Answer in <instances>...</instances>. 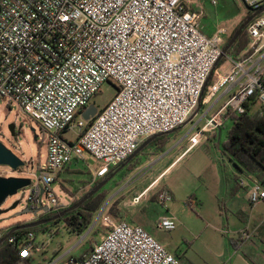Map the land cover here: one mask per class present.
Returning <instances> with one entry per match:
<instances>
[{
	"label": "built area",
	"instance_id": "2783aa9c",
	"mask_svg": "<svg viewBox=\"0 0 264 264\" xmlns=\"http://www.w3.org/2000/svg\"><path fill=\"white\" fill-rule=\"evenodd\" d=\"M242 1L251 11L264 6V0ZM210 3L217 6L216 0ZM202 17L192 0H0V101L16 104L49 132L41 139L46 159L37 177L53 203L48 213L64 208L48 188L56 172L90 155L98 162L93 178L104 177L144 140L183 127L205 89L209 102L228 86L237 87L202 127L189 130L184 153L197 147L204 134L217 131L226 110L242 115L252 102L264 106V67L251 62L264 48V13L247 25L252 53L242 60L224 55L229 68L204 91L222 58L226 30L206 35ZM104 83L114 87L112 98L84 121L82 112ZM77 116L79 134L68 141L63 133ZM247 179L249 204L264 202V189ZM30 187L26 206L44 208L40 187ZM156 201L166 206L170 191L161 188ZM98 220L105 229L100 241L63 264H179L142 226L115 220L105 208ZM157 228L172 231L176 224L165 217ZM8 241L23 260L39 250L32 233Z\"/></svg>",
	"mask_w": 264,
	"mask_h": 264
},
{
	"label": "rangeland",
	"instance_id": "374dc122",
	"mask_svg": "<svg viewBox=\"0 0 264 264\" xmlns=\"http://www.w3.org/2000/svg\"><path fill=\"white\" fill-rule=\"evenodd\" d=\"M192 1L203 11L201 19L203 33L209 35L217 29H225L223 42L249 12L242 0H216L217 6L215 7L211 5L210 0ZM193 9L198 8L193 6ZM245 38L249 44L248 36L245 35ZM248 46L247 51L252 53V50H248ZM263 51L264 49L256 56ZM228 68V63L223 58L213 74L211 83L216 79L218 73L225 72ZM114 91L112 84L104 83L100 92L90 100L89 105H93L99 110L112 98ZM214 98L208 104L201 105L189 123L177 131L167 134L166 138L169 140V144L165 146V159L173 152V150L170 151L173 146H175L174 150L186 146L187 137L185 135L195 124L198 128L202 127L206 119L224 105L223 99L216 101ZM259 107L260 105L256 104L252 112L258 110ZM196 110L197 107L193 113ZM78 121L79 117L77 116L71 127L63 133L66 140H76L79 134L76 127ZM11 124L15 127V137H12L9 131ZM196 127L193 131H196ZM227 131L225 128L222 129L216 140H214L215 132L204 134L201 143L186 157L180 159L176 163L178 165L171 172L164 174L166 176L162 185H168L174 192V199L171 202L166 206H161L155 201H151L150 198L153 195L154 198L157 197L160 191V188L156 187L145 197L139 199L138 203H135L136 207L130 209L129 217H124L122 220L142 226L155 239L164 243L167 249L177 254L181 264H264V202L255 206L249 204V180L240 178L244 180V184L238 190L237 200L231 203L225 199L221 206L222 208L225 206V210H220L214 200L215 190H212V185L217 174L220 153L223 150L221 143L226 140ZM48 134L49 132L45 131L38 121L23 114L16 104L0 101V142L24 162V166L17 171L0 166V176L29 178L34 187H40V193L43 194L42 205L52 209L53 203L44 195L43 186L37 180L39 170L44 166L46 159V145L41 139H46ZM34 135L37 136L36 140L33 139ZM151 162L145 164L140 170L130 173L110 196L121 187L122 191L107 201L109 196L102 203L100 209L105 206L106 212L115 220H119L108 212V208L115 204L114 202L120 194H122V198L130 195L135 198L147 188L149 185L148 167ZM162 162L159 163V166ZM221 165L227 171L236 174V170L227 158H222ZM97 166L98 162L90 155H86L83 162L70 166L69 171L72 174L63 173L58 179L56 178V181L48 186L56 196V202L64 207L71 200L74 202L87 192L89 186L78 185V189H75L76 187L64 182L63 179L71 180L74 183L89 181L90 172H93ZM56 173L58 174V172ZM59 183L64 187V192ZM31 189V187H27L20 190L17 194L8 197L0 206V236L10 230L11 223L5 219L26 208V200ZM22 193H24V198L20 201ZM193 196L200 201V206H195ZM17 201L19 204L16 208L10 209ZM118 205L119 203L115 205V208L120 210ZM167 207H170V215L175 219L176 228L170 232L159 231L153 226L158 217L166 212ZM98 213L99 211L94 219V221L97 219L95 224L82 234L70 232L62 222L47 225L45 232H36L34 243L39 247V250L32 251L33 261L31 264H47L49 262L63 264L72 256L76 257L84 251H88L93 244L100 241L105 231L98 220ZM32 218L30 214H26L19 219L28 221ZM245 227L249 233L253 234V237L241 248L239 247L240 249L235 250L232 241L238 242V233Z\"/></svg>",
	"mask_w": 264,
	"mask_h": 264
},
{
	"label": "trees",
	"instance_id": "16d2710c",
	"mask_svg": "<svg viewBox=\"0 0 264 264\" xmlns=\"http://www.w3.org/2000/svg\"><path fill=\"white\" fill-rule=\"evenodd\" d=\"M250 15V13L246 14L244 18L239 22V24L234 28L232 33L223 43L222 49L231 40L240 24H242ZM245 35H247V26L242 30L239 37L227 51V56L242 60L247 58L251 54L250 51L244 52L248 46ZM237 56H239V58H237ZM223 58L224 57H222V59ZM222 59L219 60L216 66H218ZM205 93L206 89L203 92L200 104L205 96ZM224 128L228 131L226 140L221 143L223 150L220 154L222 158L226 157L236 170V174L232 173L230 176H227L224 174L222 167L219 166L220 172L222 173L225 181L228 183H232L235 189H237L241 188V186L239 185L240 178H253L264 189V106L260 105L259 109L254 112L250 111V108L248 106L246 108V112L242 115L236 114L230 110H226L221 115V125L214 135V140L218 139L221 130ZM65 132L66 131H64V133ZM166 136L167 135L164 134L158 138H155L149 145L157 144L161 141V143L158 144L156 150L160 152L165 151V146L168 143ZM141 153L142 151L139 152L131 161L126 163L122 168L121 166L123 165V163L116 168L109 170V172L102 178L93 180L92 172H90L91 177L89 181L74 183L71 180H63L64 182H67L70 185L76 187L75 189H78V185L89 186L90 188L80 198L61 209V212L76 204L102 180L110 178L98 192H96L92 197L82 203L77 209L67 213L61 220L41 225L32 229L13 232L3 243L0 244V264H30L28 263V259H21L18 256L17 250L15 249L14 245L9 243L8 240L12 236H16L18 238V236L27 233L35 234L38 231L44 232L47 229L45 228L47 225H52L57 222H62L65 226L68 227L70 232L82 234L83 232L87 231L92 225L102 203L111 195L115 188L119 187L126 180L130 173L135 171L140 166L141 163L138 160V157L139 155H141ZM73 164H76V162H71L62 170H64V172L68 174H72V172L69 171V168ZM117 169H119L118 172L114 174ZM59 185L61 189L65 191L64 187L60 183ZM122 197L123 196L121 195L116 198L114 202L115 204L108 208V212L119 218V221H122L125 216L120 210H117L115 208V205L119 203V200ZM150 200L156 202V196L154 198L153 195ZM55 215H57V213L46 212L42 213L40 217L41 219H50ZM3 237L4 235L0 236V239ZM80 256L81 254L77 257Z\"/></svg>",
	"mask_w": 264,
	"mask_h": 264
},
{
	"label": "crops",
	"instance_id": "0c3cea01",
	"mask_svg": "<svg viewBox=\"0 0 264 264\" xmlns=\"http://www.w3.org/2000/svg\"><path fill=\"white\" fill-rule=\"evenodd\" d=\"M203 29V27H202ZM214 33V32H213ZM211 33V34H213ZM209 34V35H211ZM264 49V48H263ZM244 52H247V49L244 51ZM264 52V51H263ZM261 53L260 55L256 56V54L260 53H256L252 59H251V62L252 63H258L260 66L264 67V53ZM217 69V66H215L211 76H210V79H209V82L207 83L208 85L211 84V80H212V77H213V74L215 73V70ZM223 73V72H222ZM218 74H221V73H218ZM215 81V80H214ZM213 81V82H214ZM212 82V83H213ZM236 85H230L228 86L226 89L220 91L217 96L215 97L216 98V101L220 100V99H223L224 100V103L226 102L227 98L229 97V95L231 93H233L235 90H236ZM214 98V99H215ZM211 101V100H210ZM209 101V102H210ZM209 102H206L205 99L203 98L202 99V102H201V105H204V104H208ZM255 102H253L251 105H249V108H250V111L253 110V107L257 104H254ZM201 108V107H200ZM189 132V131H188ZM216 133V132H215ZM188 134V133H187ZM187 134L185 135V137H187ZM167 135V134H166ZM184 137V138H185ZM168 140V139H167ZM145 141V140H144ZM143 141V142H144ZM208 141V140H207ZM151 143V142H150ZM149 143V144H150ZM161 143L158 142L157 144H152V145H147L143 150H142V153L141 155H139L138 157V160L140 161V166L136 169L137 171L140 170L145 164H147L148 162L152 161L151 164H149L150 166L148 167L149 169V175H148V182H149V185L147 186V188L144 190H148V192H150L152 189L156 188V187H159V188H166L170 191L171 195H172V200L174 199V192L171 190V188L166 185V184H163L162 185V182L164 180V174H168L169 172L172 171V169H174L178 164H176L180 159H183L184 157H186L192 150H194V148L187 152V153H184L185 151V148L187 146H184L182 148H179L177 150H174L175 149V146H173L171 148L170 151L173 150V152L171 153L170 156H168V158L165 159V151L163 152H160V151H157L156 148L158 147V144ZM169 144V140H168V143L167 145ZM226 158V157H225ZM162 162V164H160L159 166V163ZM73 162H76V161H73ZM219 164L217 166V174H216V177L214 179V183L212 185V190H215L214 193H213V196H214V200L216 201V204L218 206V208L220 210L224 209L225 210V206L224 208H222V204L223 202L225 201V199H227L229 202H233L234 200H237L236 197H237V193H238V190L241 189V188H237L235 189L234 185L232 183H228L225 181L222 173L220 172V167H222L223 169V172L225 175L227 176H230L232 174V172L230 171H227L223 165H221L222 163V157H220L219 159ZM80 162H76V164H78ZM230 163V162H229ZM176 164V165H175ZM231 164V163H230ZM175 165V166H174ZM233 167V166H232ZM234 168V167H233ZM235 169V168H234ZM63 173H66L64 172V170L58 172L57 174V179L59 178V176ZM68 174V173H67ZM92 177H93V172H92ZM66 178H69V177H66ZM64 181L65 180H68V179H63ZM94 180V178H93ZM156 182V183H155ZM61 188V187H60ZM63 191V190H62ZM122 191L121 190H117L115 193V195L119 194L120 192ZM64 192V191H63ZM146 193V194H147ZM112 194V195H113ZM145 194V196H146ZM122 194H120L119 196H121ZM118 196V197H119ZM144 196V197H145ZM194 199V204L195 206H200V201L198 199H196V197H192ZM132 196H124V198L120 199L119 200V205L118 207L120 208V210L123 212L124 216L125 217H129V213H130V209H132L133 207H136L135 204H133L132 202ZM73 201L71 200L70 203L68 205H70ZM157 203V201H156ZM158 204V203H157ZM67 205V206H68ZM66 207V206H64ZM170 207L166 208V212L162 215H160L158 217V219L156 220V224L153 226V227H156L157 230L159 231H164L162 229H158L157 228V224L158 222L165 218V217H170V218H173L171 215H170ZM175 221V219H174ZM130 224H133V223H130ZM137 225V224H136ZM152 229V228H150ZM147 231V230H146ZM45 232V231H44ZM148 232V231H147ZM170 232V231H168ZM149 233V232H148ZM150 234V233H149ZM34 235V234H33ZM251 237H253V234L252 233H249V231L247 230V228L245 227L244 229H242L239 233H238V242H234L232 241V245L234 246L233 248L235 250L237 249H240L241 246H243L244 244L247 243V241H250L251 240ZM36 240V236L34 235V242ZM164 247L165 249L172 255L176 256L178 259H179V264H181L180 262V257L171 252L169 249L166 248V246L164 245V243H162L161 241H159ZM240 247V248H239ZM34 251V250H33ZM87 252V251H84V253ZM83 254V253H82ZM81 254V255H82ZM32 253H31V256L30 258L28 259V263L31 264V262L33 261V257H32ZM79 256V255H78ZM75 257V256H74ZM77 257V256H76Z\"/></svg>",
	"mask_w": 264,
	"mask_h": 264
},
{
	"label": "water",
	"instance_id": "95a60500",
	"mask_svg": "<svg viewBox=\"0 0 264 264\" xmlns=\"http://www.w3.org/2000/svg\"><path fill=\"white\" fill-rule=\"evenodd\" d=\"M249 12H251V15L242 23L240 24V26L238 27V29L236 30V32L234 33L233 37L231 38V40L227 43V45L222 49V56L226 55L227 51L231 48V46L233 45V43L235 42V40L239 37V35L241 34L242 30L250 23L251 20H253L255 17L261 15L264 13V6L260 9H257L255 11H251L248 10ZM213 70L210 72L205 86L203 88V91L207 85V83L209 82L210 76L212 74ZM201 104L199 103L197 105V110L190 116V118L185 122L184 125H186L187 123H189L192 118L196 115L197 111L200 109ZM97 108L93 105H88L87 108L82 112L81 117L84 121H90V119L94 118L95 115L97 114ZM179 128H176L175 130L168 132L169 133H173L175 131H177ZM9 131L12 137H15V127L13 124H11L9 126ZM33 131V130H32ZM164 134H156L154 136L149 137L148 139H146L144 142H142L139 147L136 149V151L129 156L125 162H123V165L121 166V168L128 163L129 161H131L139 152H141L150 142H152L155 138H158L160 136H162ZM33 139L36 140L37 136L34 135ZM0 166L2 167H7L13 171H17L20 168H22L24 166V162L21 160V158H19L17 155H15L10 149H8L5 145H3L0 142ZM120 169V168H119ZM117 169L114 174H116L118 172ZM113 174V175H114ZM108 179H104L102 180L98 185H96L94 188H92L82 199H80L76 204H74L73 206L67 208L66 210L60 212L59 214L55 215L54 217L50 218V219H43V220H39L36 222H31L33 219L37 218L40 214V212H44L46 213L48 211L47 207H44L42 209L38 208L36 210L31 209L29 206H26V208H24L21 211H18L12 215H10L7 219H5V221H9L10 224V230L4 235L3 238L0 239V244L3 243L8 236H10L13 232L15 231H19V230H27V229H32L41 225H45L48 224L50 222L53 221H58L61 220L65 214L74 211L75 209H77L82 203H84L86 200H88L90 197H92L96 192H98L109 180ZM32 185V181L29 178H22V177H2L0 176V206L5 202V200L10 197L13 196L15 194H17V192L19 190H22L24 188L30 187ZM121 188H119V190H121ZM118 190V191H119ZM115 194H113L112 196H110L108 200H110L112 197H114ZM19 204V201L15 202L10 209H14L16 208V206ZM103 208H105V206H103ZM102 209V208H101ZM26 214H30L33 218L25 221V220H20L19 218L23 217ZM97 220V219H96ZM96 220L93 222L92 226L95 224ZM23 223V224H21ZM21 224V225H19Z\"/></svg>",
	"mask_w": 264,
	"mask_h": 264
},
{
	"label": "flooded vegetation",
	"instance_id": "af4514ba",
	"mask_svg": "<svg viewBox=\"0 0 264 264\" xmlns=\"http://www.w3.org/2000/svg\"><path fill=\"white\" fill-rule=\"evenodd\" d=\"M248 13L251 14V12H248ZM60 212H61V210L58 211L57 214H59ZM40 215H41V214H40ZM40 215H39L37 218L33 219L31 222H36V221H39V220H43V219H41ZM65 215H66V214H65ZM65 215H64V216H65ZM53 222H55V221H53ZM50 223H51V222H50ZM21 224H23V223H21ZM21 224H19V225H21ZM48 224H49V223H48ZM23 230H25V229H23Z\"/></svg>",
	"mask_w": 264,
	"mask_h": 264
},
{
	"label": "snow or ice",
	"instance_id": "6c2138e0",
	"mask_svg": "<svg viewBox=\"0 0 264 264\" xmlns=\"http://www.w3.org/2000/svg\"><path fill=\"white\" fill-rule=\"evenodd\" d=\"M65 19H67V17H65Z\"/></svg>",
	"mask_w": 264,
	"mask_h": 264
},
{
	"label": "bare ground",
	"instance_id": "6f19581e",
	"mask_svg": "<svg viewBox=\"0 0 264 264\" xmlns=\"http://www.w3.org/2000/svg\"><path fill=\"white\" fill-rule=\"evenodd\" d=\"M156 183V182H155Z\"/></svg>",
	"mask_w": 264,
	"mask_h": 264
}]
</instances>
